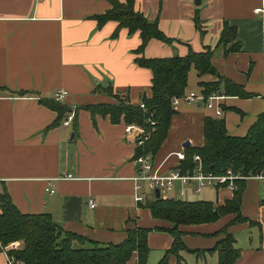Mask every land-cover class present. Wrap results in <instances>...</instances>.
Instances as JSON below:
<instances>
[{
    "label": "crops",
    "instance_id": "crops-1",
    "mask_svg": "<svg viewBox=\"0 0 264 264\" xmlns=\"http://www.w3.org/2000/svg\"><path fill=\"white\" fill-rule=\"evenodd\" d=\"M260 6L264 0H202L200 5L194 0H136V9L158 20L173 39H151L144 56H185L210 46L218 74L248 94L228 95L221 88L214 108L206 107L202 98H180L168 135L152 155L156 165L164 162L162 170L180 167L175 152L204 145L207 117L224 118L228 134L243 137L264 111V10L256 11ZM111 7L109 0H0V190L7 188L21 212L48 213L64 230L101 244H119L129 230L148 228L146 264H159L174 244L169 231L174 224L153 217L147 204L156 197L149 188L140 192L142 201L136 199V135L126 133L123 120L114 123L100 114L94 119L81 108L117 102L98 85H110L133 104L151 96L152 72L135 62L141 56L136 53L140 32L121 28L114 38L118 23L99 27L94 17ZM197 11L203 33L196 26ZM226 22L236 26L241 45L227 54L218 46ZM217 80L192 67L185 91L204 95L202 84ZM59 89L67 90L62 102L74 113L69 125L63 122L71 112L58 121L57 111L40 102ZM22 90L31 93H16ZM195 184L177 183L160 194L217 206L234 195L229 185H208L197 192ZM241 213L244 222L234 223L236 215L228 214L208 223L181 225L184 249L170 254L168 264H219L214 248L228 233L240 251L235 264H264V178L246 179ZM138 260L134 252L126 264ZM0 264H6L2 253Z\"/></svg>",
    "mask_w": 264,
    "mask_h": 264
},
{
    "label": "trees",
    "instance_id": "trees-1",
    "mask_svg": "<svg viewBox=\"0 0 264 264\" xmlns=\"http://www.w3.org/2000/svg\"><path fill=\"white\" fill-rule=\"evenodd\" d=\"M112 7L105 13L94 16L99 27L109 21L118 23L112 37H117L121 28H128L130 33L139 31L142 42L136 53L141 54L135 62L151 70L152 87L151 96L144 95L141 104H133L128 96L114 92L113 88L99 86L97 89L116 99L115 103L86 105L81 108L91 112L93 118L100 114L110 116L114 123L123 120L127 124L142 127L143 133L136 135L135 140L142 145L137 148V157L143 153L155 156L164 143L171 121L176 110L173 106L175 97H182L186 93L188 75L192 67L201 74H212L218 77L217 81L204 82L203 94L207 97L212 93L246 96L248 95L241 85L221 77L213 65L214 49L210 46L205 51L195 52L189 50L185 56L148 58L143 55L148 42L160 39L172 42L160 29L158 20H150L136 9V0H109ZM195 22L203 33L202 21L199 11L196 12ZM237 39V28L225 23L218 46L224 47L227 54L230 51L241 49ZM228 49L226 46L232 43ZM15 93V92H13ZM23 96L30 91H18ZM40 102L57 111L58 121L65 118L72 109L54 98H40ZM205 142L202 147H187L186 158L181 161L183 171L192 170L196 166L194 155L199 154L205 172L223 174L232 169L234 173L244 175L256 174L264 170V111L258 116L248 133L243 136L228 134L224 118L207 117L204 121ZM145 139V140H144ZM234 195L223 205L198 200L185 201L174 198H155L147 206L154 218L170 221L174 224L169 231L174 235L175 241L170 250L159 264H168V257L172 253L178 254L184 249L182 242L181 225L203 224L218 220L220 217L234 214L233 222H244L241 204L245 179H236ZM0 239L4 244L18 241L20 248L10 252L19 261V264H126L134 252L138 253V264H146L149 254L148 234L150 229L137 227L128 231L127 238L119 244H101L88 240L78 234L66 231L48 213H23L14 203L7 188L0 190ZM78 242L79 246L74 243ZM234 236L230 233L220 240L215 251L219 252V264H235L240 251L234 247Z\"/></svg>",
    "mask_w": 264,
    "mask_h": 264
},
{
    "label": "built area",
    "instance_id": "built-area-1",
    "mask_svg": "<svg viewBox=\"0 0 264 264\" xmlns=\"http://www.w3.org/2000/svg\"><path fill=\"white\" fill-rule=\"evenodd\" d=\"M264 10L263 6L256 8L257 12H262ZM68 94L67 90L59 89L54 93V99L57 101H63L65 96ZM222 96L218 93H212L209 96L201 95L199 96L194 91L185 93L182 97H175L173 99V106L175 108L176 104L183 98L189 102H193L198 98H202L205 100L206 107L214 108V100L219 99ZM217 115L221 116L222 111L217 110ZM74 119V113L71 112L66 119L64 120L65 125H69ZM139 129V133H143L145 135V139L149 136L145 133L142 127H138L135 124H128L126 126V133L131 136L134 134V130ZM138 133V134H139ZM144 139V140H145ZM143 140H140L138 144L142 145ZM176 157L182 161L186 158V154L183 151H178L174 153ZM170 156V155H169ZM168 156V157H169ZM194 162H196L195 168L192 170L183 171L179 166L171 167L167 170H162L163 163L156 165L154 162V158L151 153H143L137 157V161L140 164L138 173L133 178L136 182V199L142 201L144 199L143 195H141V191L147 187L151 190L153 194H155V190L158 188L160 192L172 190L175 188L177 183L182 185H187L189 183H196L195 190L199 192L203 187L211 185V186H223L229 185L235 188V180L236 179H248V178H264V170L258 172L256 174L244 175L242 173H234L232 169L227 170L223 174H215L211 172H205L202 167V159L199 154L194 155ZM68 178H74L72 174L68 175ZM53 191V190H52ZM183 191L180 192L182 196ZM89 205L91 207L95 206V202L93 200H89ZM20 243L18 241L11 242L9 244H4L0 239V253L5 256L6 264H19V261L16 257L10 252L11 250L20 248Z\"/></svg>",
    "mask_w": 264,
    "mask_h": 264
},
{
    "label": "water",
    "instance_id": "water-1",
    "mask_svg": "<svg viewBox=\"0 0 264 264\" xmlns=\"http://www.w3.org/2000/svg\"><path fill=\"white\" fill-rule=\"evenodd\" d=\"M194 3L196 5H200L202 3V0H194ZM138 133H139V129H135L134 130V135H137ZM155 197L156 198L161 197L160 190L158 188L155 190Z\"/></svg>",
    "mask_w": 264,
    "mask_h": 264
}]
</instances>
